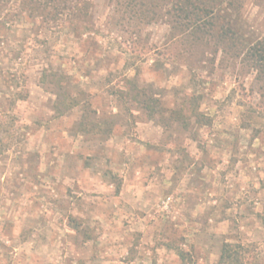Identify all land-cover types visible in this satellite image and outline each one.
Returning <instances> with one entry per match:
<instances>
[{
    "label": "rangeland",
    "instance_id": "obj_1",
    "mask_svg": "<svg viewBox=\"0 0 264 264\" xmlns=\"http://www.w3.org/2000/svg\"><path fill=\"white\" fill-rule=\"evenodd\" d=\"M123 10L0 0V264H264L254 71ZM233 18L264 36V0Z\"/></svg>",
    "mask_w": 264,
    "mask_h": 264
},
{
    "label": "trees",
    "instance_id": "obj_2",
    "mask_svg": "<svg viewBox=\"0 0 264 264\" xmlns=\"http://www.w3.org/2000/svg\"><path fill=\"white\" fill-rule=\"evenodd\" d=\"M124 6L123 13L128 20L138 23H151L158 18L166 17L170 29V39L175 40L179 49L188 53L198 46H208L214 42L215 51L219 49L228 58L240 59V64L254 71L255 80L259 83L261 106L257 105L252 112L264 115V36L254 41L249 40L241 25L233 18L239 14L244 0H116ZM188 112L184 108L173 113L183 120L184 127L195 122L207 123V118L195 107V99L191 98ZM155 102L149 105L154 112ZM261 108V109H260ZM183 116H186L183 117ZM182 255V252H178ZM219 264H243L242 247L238 244L225 243Z\"/></svg>",
    "mask_w": 264,
    "mask_h": 264
}]
</instances>
